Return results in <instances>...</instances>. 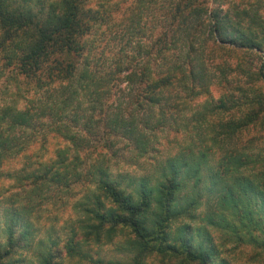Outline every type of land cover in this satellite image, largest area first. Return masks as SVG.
<instances>
[{"label":"trees","instance_id":"trees-1","mask_svg":"<svg viewBox=\"0 0 264 264\" xmlns=\"http://www.w3.org/2000/svg\"><path fill=\"white\" fill-rule=\"evenodd\" d=\"M85 1L0 0V71L7 69L14 83V90L9 84L2 88L0 99V165L33 142L39 129L48 127L47 120L51 132L75 148L82 145L85 137L73 128L89 125L91 116L80 120L84 110L89 114L102 110L110 131L125 135L139 153L150 147V133L169 126L184 132L187 142L158 164L153 179L128 173L117 179L99 162L91 164L94 189L88 211L93 222L88 228L128 229L135 251L128 264H138L145 254L176 255L186 264H233L218 257L205 225L182 223L174 233L169 231L173 220L194 219V210L202 205L206 210L200 221L223 229L236 244L250 243L264 250V152L252 155L228 144L242 127L264 115L262 17L241 10L239 14L249 19L243 24L239 16L231 19L226 10L217 8L209 10L204 21L201 8L181 14L197 0H176L161 21L152 19V46L137 44L104 63L88 24L97 17L88 14ZM191 16L198 19L193 27ZM195 29L205 35L192 38L188 31ZM224 44L255 51L260 58L252 68L235 66L244 77L243 84L236 86L238 100L228 94L216 104L196 100L195 107L188 106L207 94V83L214 78L208 65L213 51ZM18 77L29 80L32 90L21 89ZM232 108L244 113L218 122L217 127L206 116ZM215 150L218 157L213 162L209 156ZM55 152L57 164L69 162L65 149ZM40 159L36 165L43 166L44 172L51 171L56 180L70 179L66 170L48 169L47 158ZM255 167L259 169L253 171ZM96 193L107 198L110 206L104 208ZM1 223L5 243L0 246V264H5L24 242L15 243L14 234L22 232L14 230L13 218Z\"/></svg>","mask_w":264,"mask_h":264},{"label":"rangeland","instance_id":"rangeland-1","mask_svg":"<svg viewBox=\"0 0 264 264\" xmlns=\"http://www.w3.org/2000/svg\"><path fill=\"white\" fill-rule=\"evenodd\" d=\"M200 1L191 2L183 8L181 14L185 15L192 8H201L200 16L205 21L209 10L220 8L222 11L226 10L231 19L239 16L244 24L249 21L239 14L244 10L249 16L259 14L264 25V0H202L201 4ZM175 2L176 0H157L154 3L152 0H86L88 14L97 17V21L90 20L88 24L90 33L96 37L95 49L103 56V62L113 54L120 55L133 50L137 44L152 46V19L161 21L163 14L171 10ZM169 17L166 16V19ZM191 17L189 26L193 27L198 19L196 16ZM251 26L254 28L255 24ZM179 28L182 30L183 27ZM188 32L195 39L205 35L203 30ZM150 49L152 52V48ZM254 52L242 51L225 44L221 49L213 51V61L209 63L208 70L214 78L207 83V94H201L188 106L192 107L200 102L216 104L218 98L225 100L228 94L233 95L234 101L238 100L236 86L243 84L244 77L242 69H234L237 64L243 69L256 66L260 58ZM148 65L152 67V62ZM9 76L7 69L0 71V99L4 96L2 88L6 84L14 90V83ZM17 82L21 89L32 90L33 85L29 80L18 77ZM30 95L29 91L26 96ZM108 103L110 102L105 101V105ZM81 106H86V103ZM234 109H216L212 115L206 116L217 127L218 122L222 123L228 118L235 119L244 113L243 110ZM103 113L96 109L89 114L84 110L81 122H85L89 116L92 119L88 120L87 127L81 124L73 128L85 137V143L77 148L58 133L51 132L50 121L47 120L48 127L40 128V135L33 142L16 155L8 156L0 165V246L5 243V227L1 222L9 218H13L14 230L22 232V235L14 234L15 239L18 238L15 243L24 242L22 247H16L3 261L5 264L131 263L135 251L129 241L128 229L119 228L107 232L106 228L97 231L88 228V224L93 222L88 211L91 206L90 191L94 189L91 164L99 162L117 179L125 173L153 179L157 174L158 164L187 141L184 132H175L172 127L164 126L149 134L150 147L139 153L125 135L110 131L103 122ZM228 144L252 155L264 152L263 113L236 132ZM57 148L65 149L66 160H69L67 164H57ZM40 156L47 158L48 169L54 170L57 166L66 170L70 179L56 180L51 171L44 172L43 166L36 165L41 162ZM74 156L78 160L72 159ZM217 157V150L210 153L209 158L213 162ZM258 169L255 167L253 171ZM96 194L104 208L110 206L107 198L101 193ZM205 210L200 205L194 210V219L179 217L173 220L169 224V231L174 233L182 223L191 226L201 223L209 231L218 257L226 258L233 264H264V250L256 249L250 243L236 244L223 229L206 225L205 220L200 221ZM94 233L98 235L96 239ZM138 260V264H186L178 256L168 254H145Z\"/></svg>","mask_w":264,"mask_h":264}]
</instances>
